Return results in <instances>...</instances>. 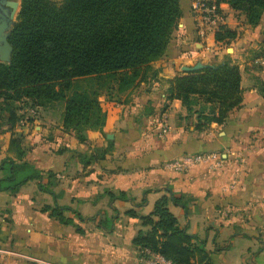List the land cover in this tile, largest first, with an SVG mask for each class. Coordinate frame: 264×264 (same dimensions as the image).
<instances>
[{
    "label": "crops",
    "instance_id": "0c3cea01",
    "mask_svg": "<svg viewBox=\"0 0 264 264\" xmlns=\"http://www.w3.org/2000/svg\"><path fill=\"white\" fill-rule=\"evenodd\" d=\"M192 2L180 0L177 29L148 76L122 93L116 87L108 96L102 93L106 124L89 141L80 143L63 128V101L35 108L16 104L22 118L11 130L0 127V162L26 161L56 174L58 183L52 189L56 198L39 191L36 180L14 196L0 191V264H140L133 245L140 221L126 212L149 214L167 190L186 196V209L169 205V210L181 229L206 241L210 264H264V66L257 61L264 51V15L252 27L220 4L223 25L236 32L231 48H224L228 44L214 39L218 29L200 35ZM228 49L231 55L224 54ZM227 56L239 67L242 103L223 125L195 131V117L185 119L181 102L167 100V81L183 66L213 65ZM163 125L167 133L159 135ZM13 139L24 153L21 161ZM108 144L103 160L88 161L96 156L95 145ZM192 154L218 155L222 167L210 170L204 162L180 173L165 166ZM117 191L132 201L111 202L108 193ZM55 204L70 209L64 215L82 233L40 211Z\"/></svg>",
    "mask_w": 264,
    "mask_h": 264
},
{
    "label": "trees",
    "instance_id": "16d2710c",
    "mask_svg": "<svg viewBox=\"0 0 264 264\" xmlns=\"http://www.w3.org/2000/svg\"><path fill=\"white\" fill-rule=\"evenodd\" d=\"M215 1L243 15L252 27L264 15V0ZM181 17L180 0H20L8 38L13 49L11 61L0 62V127L11 130L21 120L16 104L24 102L35 108L63 101V128L80 143L89 141L90 133L101 131L106 124L107 115L99 101L102 93L108 96L114 87L122 93L145 79L150 64L164 55ZM235 37V31L221 25L214 39L230 44ZM262 56L264 51L257 54V58ZM79 81H84L87 89H81ZM167 84V100L181 102L185 119L195 117L193 128L198 132L212 124L223 125L242 103L239 67L228 56L200 71L181 72ZM10 143L21 161L24 153L18 141ZM110 147L94 149L96 156L88 161L103 160ZM0 171L5 173L0 191L14 196L26 182L36 180L39 191L56 198L52 189L58 182L50 171L10 158L0 162ZM108 197L111 202L132 201L123 191L109 192ZM186 202L184 195L176 197L167 190L149 214L126 212L140 221L133 240L140 258L159 254L173 264H210L206 241L181 229L169 210V205L186 209ZM65 210L70 209L55 204L44 205L40 211L82 233L73 219L64 215Z\"/></svg>",
    "mask_w": 264,
    "mask_h": 264
},
{
    "label": "built area",
    "instance_id": "2783aa9c",
    "mask_svg": "<svg viewBox=\"0 0 264 264\" xmlns=\"http://www.w3.org/2000/svg\"><path fill=\"white\" fill-rule=\"evenodd\" d=\"M191 8L196 12L200 18L201 31L200 35L206 37V29L215 31L219 26L223 25V16L220 9V4L215 0H193ZM260 65L264 66V56L257 60ZM32 113V112H31ZM34 114V113H33ZM167 127L163 125L159 135H165ZM209 163L213 168H221L222 160L218 155H184L172 161L166 162V168L172 169L176 172H184L186 169L200 164ZM149 254L148 251L145 252ZM140 264H173L170 260L163 258L159 254H150L149 258H140Z\"/></svg>",
    "mask_w": 264,
    "mask_h": 264
},
{
    "label": "water",
    "instance_id": "95a60500",
    "mask_svg": "<svg viewBox=\"0 0 264 264\" xmlns=\"http://www.w3.org/2000/svg\"><path fill=\"white\" fill-rule=\"evenodd\" d=\"M7 3L8 0H0V62L2 63H10L13 51L12 46L8 42L9 34L14 23L12 19L13 12L7 6ZM206 67H211V65L197 62L194 66H183L181 71L196 72ZM107 138L111 139V135H108Z\"/></svg>",
    "mask_w": 264,
    "mask_h": 264
},
{
    "label": "rangeland",
    "instance_id": "374dc122",
    "mask_svg": "<svg viewBox=\"0 0 264 264\" xmlns=\"http://www.w3.org/2000/svg\"><path fill=\"white\" fill-rule=\"evenodd\" d=\"M19 5H20V0H8V3H7V6L10 8V10L13 12V14H12V19H13V21H15V19H16V17H17V14H18V10H19ZM231 48V45H227V46H224V48ZM224 54L225 55H231L232 54V51H230V49H229V51H224ZM231 60V59H230ZM78 84H79V87L81 88V89H87V85H86V83L84 82V81H79V82H77ZM100 148H102V147H99V145H95V149H100ZM174 160V159H173ZM198 165V164H197ZM196 165H194V166H192V167H190V168H188V169H186V171H184V172H187V171H189L191 168H193V167H195ZM208 169H210V170H213V167H211V166H209V168ZM181 173V172H180ZM185 196V195H184ZM186 197V196H185ZM192 199V198H191ZM106 225H108L107 223H106V221H104L103 222V226H106Z\"/></svg>",
    "mask_w": 264,
    "mask_h": 264
}]
</instances>
